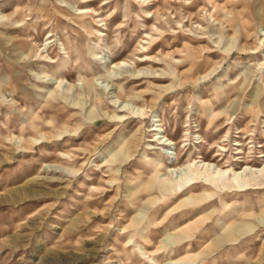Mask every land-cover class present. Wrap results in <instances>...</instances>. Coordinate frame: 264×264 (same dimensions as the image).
I'll return each instance as SVG.
<instances>
[{"label": "rangeland", "instance_id": "rangeland-1", "mask_svg": "<svg viewBox=\"0 0 264 264\" xmlns=\"http://www.w3.org/2000/svg\"><path fill=\"white\" fill-rule=\"evenodd\" d=\"M176 153L264 165V0H0V264H264V231L218 226L264 218V173L189 203L162 185Z\"/></svg>", "mask_w": 264, "mask_h": 264}, {"label": "bare ground", "instance_id": "bare-ground-1", "mask_svg": "<svg viewBox=\"0 0 264 264\" xmlns=\"http://www.w3.org/2000/svg\"><path fill=\"white\" fill-rule=\"evenodd\" d=\"M49 44H51V41L49 42ZM110 63H111V68H116V67H123L126 61L121 60L117 63L110 61ZM103 86L104 87H102V89L105 88L104 90H108L109 88L108 84H104ZM137 108L132 107L131 112L137 113L139 112V110H141V108L139 107ZM120 111L126 112L127 109H125L124 107H121ZM212 116L213 114L208 112L209 125H212L213 123ZM158 121L159 119L155 120V122H158ZM152 130L156 131L157 139L159 142L158 144L165 145L167 147L169 145L171 146L172 149L174 148L173 145L176 143L171 141V139L166 135V130L164 129L161 123L159 122L155 123ZM185 135L187 136V134ZM184 139H187V137H185ZM221 150H224V149L221 148ZM167 154L171 155V154H174V152L168 151ZM177 154L178 153H176V158H173L170 156V158H173V159L169 160V164L171 165L166 167L167 172L165 173V175L167 176V178L162 180V185H164V187L167 190H174V191L176 190L175 194L179 193V191H177V187L181 185H184L183 190H187V189L194 190V188H203L204 190H203V193L201 194H196L195 192H193L194 193L193 196H191V198L188 199L189 203L190 202L192 203H201V202L204 203L205 202L206 206L210 205L213 202V200H210L211 199L210 195L212 194L210 192V188H211L210 184L214 183L215 177H224L227 175L230 176L231 178L230 184H228V186L226 187L228 188V190L220 193L222 197L228 198L231 195L245 192L249 189H254L253 185H256L257 181L256 180L252 181L249 179H242L244 178L242 177V175H245L249 172L253 173V175L264 173V165L262 167H256V166H251V165L246 164L241 169L234 170V169H231L230 167H226V168L221 167L219 164L213 161L199 159V158H193V159L189 158L183 164H179V159H178ZM46 166L52 167L51 164L46 165ZM187 175L189 176L187 177ZM183 176H185L184 179H186L187 177V181L185 180L183 182L182 181L178 182L180 180L179 178ZM181 203L186 204L185 199L181 200L179 204ZM261 206L256 203L244 202L240 210H234V211L229 212L226 215L223 222L221 224L219 223L218 226H220L229 236H231L230 239L233 241L232 243L240 242L242 237L249 234L250 231L251 232L264 231V218L263 216H259L258 214H256L257 210L260 209ZM177 209L178 208L174 210H177ZM230 209L231 207L226 206L225 204L224 206L219 205L211 213L207 215L202 213L195 220L190 217L189 222L186 221L187 222L186 224H182L178 226L176 228L177 229L176 231L181 232L183 230L188 229L191 225H195L201 222H206L209 219H213L214 217L229 211ZM263 213H264V210H263ZM239 218L244 219L242 222H245V223L236 224L235 222H231L229 225H225L228 223V221L230 222L233 219L237 220ZM137 221L138 220H132L131 227L134 225L133 223ZM157 222L161 225L163 224L162 220L157 221ZM131 227H127V228L129 229ZM176 231L175 233H177ZM216 243L219 246L224 245L223 241H221V243H218V242Z\"/></svg>", "mask_w": 264, "mask_h": 264}]
</instances>
